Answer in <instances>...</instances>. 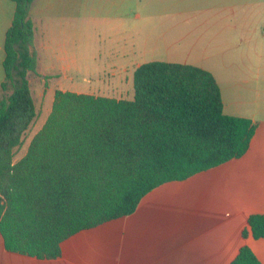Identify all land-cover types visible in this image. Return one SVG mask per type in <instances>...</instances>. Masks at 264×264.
<instances>
[{"label": "trees", "instance_id": "1", "mask_svg": "<svg viewBox=\"0 0 264 264\" xmlns=\"http://www.w3.org/2000/svg\"><path fill=\"white\" fill-rule=\"evenodd\" d=\"M11 1L0 85V233L7 251L57 259L64 241L134 213L155 188L248 151L255 125L224 113L211 72L156 61L136 68L133 99L56 90L44 125L15 161L38 116L28 80L38 74V57L34 0ZM242 236L264 238V215H251ZM231 264L261 263L244 245Z\"/></svg>", "mask_w": 264, "mask_h": 264}, {"label": "crops", "instance_id": "2", "mask_svg": "<svg viewBox=\"0 0 264 264\" xmlns=\"http://www.w3.org/2000/svg\"><path fill=\"white\" fill-rule=\"evenodd\" d=\"M14 12L11 0H0V85L5 79V37ZM130 16L140 23L121 31V23ZM30 17L38 69L53 68L49 63L54 58L66 61L68 47L78 43L91 24L100 39L122 35L133 47L160 43L191 46L187 50L197 59L179 62L172 59L179 57L176 53L169 55L167 62L211 72L221 90L224 113L250 120L255 133L241 158L155 188L142 198L134 213L82 230L64 241L57 259L9 252L0 233V264H231L244 245L264 264V238L245 240L242 236L251 215H264V181L227 183L214 178L197 184L191 199L167 200L164 205L163 193H159L173 183L184 185L236 160L240 163L234 169L238 175L264 174V0H34ZM168 17L175 24L169 25ZM213 47H218V54ZM231 54L239 63V78L226 87V100L214 66L206 63L213 59L235 61ZM236 189L242 192L235 201H226V192ZM118 223H122L120 228L115 225Z\"/></svg>", "mask_w": 264, "mask_h": 264}, {"label": "rangeland", "instance_id": "3", "mask_svg": "<svg viewBox=\"0 0 264 264\" xmlns=\"http://www.w3.org/2000/svg\"><path fill=\"white\" fill-rule=\"evenodd\" d=\"M167 22L169 25L175 24V20L171 17H168ZM139 23L140 21L130 16L121 23V31L128 30L130 27L138 25ZM96 34L94 24L89 25L86 33L77 40L78 43L68 47L69 54L66 61H57L54 58L53 62L49 63L53 65V68L44 69L41 66L38 69V73L40 72L39 75H28L38 116L25 135L23 146L17 151L15 161L25 155L31 139L44 125L52 110L56 90L74 91L115 99H133L134 72L140 65L156 61L167 62L171 60L169 55L176 53L179 57L172 59L179 60V62H183L186 58H189V62L191 63V60L198 58L197 55L193 56L194 54L187 50L191 47L188 45L177 47L168 45V43L163 45L160 43L157 45L133 47L130 41L125 39V36L117 35L111 39H100ZM167 47L171 49L170 52L167 51ZM213 49L214 53L218 54V47H213ZM231 56L235 59L234 54H231ZM206 65L214 66L215 73L221 82L223 90H225L224 96L227 100L228 93L226 87L238 82V61L236 59L233 61L230 58L229 60L216 62L213 59L206 63ZM63 66L66 67V70L62 69ZM9 94L10 92L4 95ZM1 96L3 95L0 94V98ZM238 167H240V163L236 160L210 173H201L195 178L188 180L184 185L173 183L163 188L159 192L163 193V205L167 200L191 199L193 194L197 193V186H199L197 184H206L214 180V178H216V181H225L227 183H255L264 181V174L258 177H256L257 175H254V177L242 174L238 175L234 172V169ZM166 190L169 191L167 192ZM239 191L240 189L226 192V201H235ZM230 194H233V196H230ZM222 199L220 197V201ZM230 207V214H232L234 209L231 205ZM253 209L255 208L248 207V210ZM115 225L120 228L122 223ZM256 243L254 242L253 245L255 246Z\"/></svg>", "mask_w": 264, "mask_h": 264}]
</instances>
